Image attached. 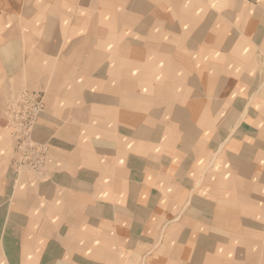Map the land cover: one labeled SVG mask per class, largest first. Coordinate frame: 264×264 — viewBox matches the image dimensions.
<instances>
[{"label": "crops", "instance_id": "crops-1", "mask_svg": "<svg viewBox=\"0 0 264 264\" xmlns=\"http://www.w3.org/2000/svg\"><path fill=\"white\" fill-rule=\"evenodd\" d=\"M22 92L44 174L5 128ZM263 246L264 0H0V264Z\"/></svg>", "mask_w": 264, "mask_h": 264}, {"label": "built area", "instance_id": "built-area-1", "mask_svg": "<svg viewBox=\"0 0 264 264\" xmlns=\"http://www.w3.org/2000/svg\"><path fill=\"white\" fill-rule=\"evenodd\" d=\"M16 108H11L9 123L14 130H18L16 145L17 154L22 158L16 165L31 170H44L48 149L35 143L33 138L38 117L44 110V96L39 93L25 92L16 102ZM38 168V169H37ZM41 173V172H40Z\"/></svg>", "mask_w": 264, "mask_h": 264}, {"label": "rangeland", "instance_id": "rangeland-1", "mask_svg": "<svg viewBox=\"0 0 264 264\" xmlns=\"http://www.w3.org/2000/svg\"><path fill=\"white\" fill-rule=\"evenodd\" d=\"M23 93L24 92H22L20 94H23ZM20 94H18L16 97H14L10 101V103L8 104L7 108L4 109V115H5V121H6V127L5 128L8 130V134L12 138L15 148H16V145H17V143L19 141V140H16V139H17V133H18V131L20 129L14 130L10 126V123H9V117L10 116H9V114H11V108H10L11 105L17 100V97H19ZM16 152H17V150H16ZM19 157L20 156L18 154V160L22 159V158H19ZM18 160H16L15 163L18 162ZM17 168L18 169L19 168L29 169L27 167H21L19 165L17 166ZM29 170L32 171V172H35L34 170H31V169H29ZM45 170H46V167L44 168V170L42 168L40 171H36L35 173L44 174ZM261 220L262 219H260V222L263 223ZM226 260H227V264H264V246L262 248L258 247V250H255V251L254 250H246V251L244 250L242 253L233 251L227 256Z\"/></svg>", "mask_w": 264, "mask_h": 264}, {"label": "bare ground", "instance_id": "bare-ground-1", "mask_svg": "<svg viewBox=\"0 0 264 264\" xmlns=\"http://www.w3.org/2000/svg\"><path fill=\"white\" fill-rule=\"evenodd\" d=\"M25 93V92H24ZM23 93V94H24ZM23 94H20L19 95V97H17V100L11 105L12 106V108H16L17 106H16V102L18 101V100H20L22 97H23ZM44 111V110H43ZM42 114V113H41ZM40 114V115H41ZM40 117V116H39ZM39 117H38V119H39ZM38 122V121H37ZM35 143L36 144H38V145H42V146H44V147H46L47 149H48V146L46 145V144H40L39 142H37V141H35Z\"/></svg>", "mask_w": 264, "mask_h": 264}]
</instances>
